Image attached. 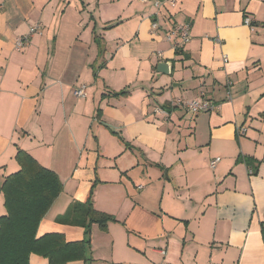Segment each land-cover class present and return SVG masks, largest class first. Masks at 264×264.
<instances>
[{
    "label": "crops",
    "instance_id": "obj_1",
    "mask_svg": "<svg viewBox=\"0 0 264 264\" xmlns=\"http://www.w3.org/2000/svg\"><path fill=\"white\" fill-rule=\"evenodd\" d=\"M19 150L61 181L36 236L84 242L63 264H264V0H0V217ZM89 197L106 226L58 220Z\"/></svg>",
    "mask_w": 264,
    "mask_h": 264
},
{
    "label": "trees",
    "instance_id": "obj_2",
    "mask_svg": "<svg viewBox=\"0 0 264 264\" xmlns=\"http://www.w3.org/2000/svg\"><path fill=\"white\" fill-rule=\"evenodd\" d=\"M16 158L21 169L9 175L2 187L7 214L0 217V264H28L32 252L48 256L50 264L84 259V242H67L61 233L37 238L38 225L60 193L62 184L55 172L40 165L24 150H19ZM250 163L248 159L251 167ZM88 219L106 226L113 218L97 210L92 197L85 202H74L58 218L82 224Z\"/></svg>",
    "mask_w": 264,
    "mask_h": 264
},
{
    "label": "built area",
    "instance_id": "obj_3",
    "mask_svg": "<svg viewBox=\"0 0 264 264\" xmlns=\"http://www.w3.org/2000/svg\"><path fill=\"white\" fill-rule=\"evenodd\" d=\"M143 2L145 1H149V0H141ZM245 23L251 25L252 24V19L247 16L245 18ZM158 23L157 22H154L152 24V27L154 29L158 28ZM39 29V24L37 25H34L33 27H31V33L35 32L36 30ZM190 30H191V24L189 22H186V23H182V24H178L175 26V28L172 30L171 34L168 35V39L169 40H175V38H172V35L173 34H177V41L174 42V47H177L179 48V46H181L182 44H185L186 42L189 41L190 39ZM30 42V34L29 35H25L24 37H21V38H17L16 39V47L18 49H22L24 48L28 43ZM223 59L225 61L228 60V57L225 55L223 56ZM86 85H82L81 87L79 88H76V90L74 91L75 92V95L78 96V97H82V96H85L86 95ZM228 97L231 98L232 95H231V92H229L228 94ZM175 104L178 105V106H183L185 108H187L188 110L192 111V112H199V111H210V110H213L216 108L217 104L216 103H213L209 100H198V99H193V100H188V99H177L175 101ZM240 132L241 133H245L246 132V128H241L240 129ZM221 160V157H216V158H213L211 160V166L212 167H215L216 164ZM249 173H253V169L249 167ZM161 252L163 254L166 253V250L165 249H162ZM165 264H169L168 262L165 263Z\"/></svg>",
    "mask_w": 264,
    "mask_h": 264
},
{
    "label": "water",
    "instance_id": "obj_4",
    "mask_svg": "<svg viewBox=\"0 0 264 264\" xmlns=\"http://www.w3.org/2000/svg\"><path fill=\"white\" fill-rule=\"evenodd\" d=\"M158 70L164 73H170L171 65L169 62L162 61L158 64Z\"/></svg>",
    "mask_w": 264,
    "mask_h": 264
}]
</instances>
